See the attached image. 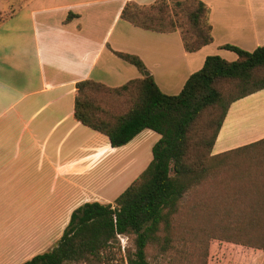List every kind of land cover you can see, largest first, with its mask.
I'll return each instance as SVG.
<instances>
[{"label": "crops", "instance_id": "obj_1", "mask_svg": "<svg viewBox=\"0 0 264 264\" xmlns=\"http://www.w3.org/2000/svg\"><path fill=\"white\" fill-rule=\"evenodd\" d=\"M69 1L66 5L60 0L30 3L31 34L21 35V41L0 43V250L6 256L13 251L10 242L14 241L24 251L46 247V237L58 233L53 236L55 244L76 208L85 203H113L140 175L141 169L118 183V176L113 182L109 170L139 167L142 159L136 151L149 142L142 136L151 130L123 147L112 148L106 136L74 119L78 82L93 80L119 87L142 77L114 52L138 56L159 89L177 95L190 75L203 67L206 57L237 59L222 46L252 52L264 44V0H200L211 11L213 42L196 53L184 50L180 31L158 34L121 20L127 2L147 5L156 0ZM177 1L181 0H168ZM246 127V132L235 133ZM261 139L264 91L231 106L213 154ZM151 160L152 152L147 166ZM62 217H67L63 228ZM221 244V248L230 247L228 254L237 264H264V251ZM41 253L26 259L19 255L18 264Z\"/></svg>", "mask_w": 264, "mask_h": 264}, {"label": "trees", "instance_id": "obj_2", "mask_svg": "<svg viewBox=\"0 0 264 264\" xmlns=\"http://www.w3.org/2000/svg\"><path fill=\"white\" fill-rule=\"evenodd\" d=\"M210 12L200 0L129 1L120 18L153 33L180 31L184 50L196 53L213 42ZM221 48L237 59L206 57L177 95L164 94L143 61L122 52L114 53L142 77L119 87L76 84L74 119L112 148L144 130L160 139L113 204L79 206L56 245L22 264H209L213 241L264 251V139L213 154L231 106L264 91V44ZM121 236L133 242L123 253Z\"/></svg>", "mask_w": 264, "mask_h": 264}, {"label": "rangeland", "instance_id": "obj_3", "mask_svg": "<svg viewBox=\"0 0 264 264\" xmlns=\"http://www.w3.org/2000/svg\"><path fill=\"white\" fill-rule=\"evenodd\" d=\"M30 1H32V0H0V43L4 42L7 39L10 41H14V40L21 41L22 40L20 38L21 35H23V34L30 35L31 34V21L30 20L32 19V14H31V10L28 9V5L32 2H38L41 0H33L32 2H30ZM60 2L62 5H66V4L70 3L69 0H60ZM111 12L112 11H110L109 13H111ZM56 13H58V12H56ZM111 14L113 15V13H111ZM55 16H57V15H55ZM247 129H248V127L243 128L242 130L236 129L235 133L236 134H242V133L246 132ZM143 135L144 136H142V137H144L149 142L147 141L148 143H146V145L144 144V145L140 146L139 148H137L136 154H137V156L141 157V159H142L140 166L135 168L134 170L129 169L125 172L119 170L120 172H122L120 175L116 174L119 171L116 172V171L110 169L109 175H110V178L113 176V182H114L115 178L118 176L116 178V180L118 181V183L119 182L122 183V181L124 179L128 180V178H131L140 169L142 170L141 173L146 169V166H147L146 160L151 158V152L152 151H151L150 147H151V145L155 139L158 140L160 138L156 133H154L152 131H146ZM238 140H240V139H238ZM126 155L129 156L130 154H126ZM132 155H133V153H132ZM111 204H113V203H111ZM66 220H67V217L61 218L62 228L64 227ZM22 236H25V235H22ZM53 236L58 237V233L54 234L52 236L49 235L48 237H46V241H48L46 244V247H40V248H35V249L24 248V251L21 249L22 244L18 243L19 244V246H18V244L15 241L10 242L13 244V251L10 253V255L8 254L6 256V252L3 250H0V262H5L7 260L8 261L10 260L9 264H18L19 262L22 261L21 256L23 257V259H26V258H29L36 253L46 252V251L50 250L53 246H55L57 243L56 242L55 244L52 245V243L54 241ZM119 242H120V245L122 248V253L127 248H130V249L133 248L132 239L121 236L119 238ZM1 244H3L2 241H0V245ZM219 244H220L219 242H214V241L211 242L210 250H211L212 255H210L211 259H210L209 264H237V262H235V259L232 257V254H228L231 252L230 247L225 245L226 247L221 248L222 244L221 245H219ZM11 255H12V259H10ZM19 255H21V256L18 258Z\"/></svg>", "mask_w": 264, "mask_h": 264}, {"label": "water", "instance_id": "obj_4", "mask_svg": "<svg viewBox=\"0 0 264 264\" xmlns=\"http://www.w3.org/2000/svg\"><path fill=\"white\" fill-rule=\"evenodd\" d=\"M144 74H145V76H148V75H149V73H148V72H145Z\"/></svg>", "mask_w": 264, "mask_h": 264}]
</instances>
